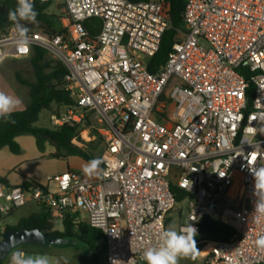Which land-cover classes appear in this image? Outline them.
<instances>
[{
	"label": "built area",
	"instance_id": "obj_1",
	"mask_svg": "<svg viewBox=\"0 0 264 264\" xmlns=\"http://www.w3.org/2000/svg\"><path fill=\"white\" fill-rule=\"evenodd\" d=\"M62 13L51 36L20 43L14 28L0 32V64L32 46L63 63L73 104L50 123L77 126L80 138L93 116L106 174L88 181L67 170L47 178L53 189L0 182V236L4 218L32 201L61 222L85 213L103 234V264H146L141 254L159 245L177 204L173 186L186 206L177 231L191 224L198 235L205 217L234 231L228 241L198 239L201 264H264L249 171L264 167V0H185L182 27L153 73L147 60L169 27L168 0H63ZM91 18L100 20L93 37L83 26Z\"/></svg>",
	"mask_w": 264,
	"mask_h": 264
},
{
	"label": "trees",
	"instance_id": "obj_2",
	"mask_svg": "<svg viewBox=\"0 0 264 264\" xmlns=\"http://www.w3.org/2000/svg\"><path fill=\"white\" fill-rule=\"evenodd\" d=\"M34 4L36 11L39 13L37 16L38 23L21 22L28 28L27 34L38 32L51 36L59 33L61 31L58 21L60 17L48 13L51 1L34 0ZM184 4L185 0H168V18L170 24L162 35L158 51L152 58L147 60V70L151 73L155 72L156 68L165 62L177 30L182 27ZM16 6L17 0H0V32L9 27L14 28L17 32L14 23L8 19V11L15 9ZM62 6L63 4L60 5V7ZM83 26L89 36L93 37L99 31L100 20L97 18L88 19L83 23ZM28 62L32 71L31 80L26 81L18 74H15L16 81L28 89V103L24 109L15 111L12 114L15 123L5 122L0 119V148L6 147L11 153L18 154L20 147L16 143L15 138L20 135H31L35 139L36 147L40 152H43L45 143L54 149V152L50 154L53 158L73 156L79 157L86 162L99 158V156H93L89 151L72 143V139L78 137L77 126L62 125L52 128H37L34 126L41 111L49 110L52 105L71 106L73 99L69 91L61 87L64 76L67 73L61 61L50 58L48 53L42 48L32 46ZM251 91L252 88L249 87L247 90L248 101L251 100ZM78 139L81 141L79 137ZM0 182L8 185L5 177H0ZM21 186L42 188L40 184L34 181H24ZM172 191L175 193V201L177 203L180 202L183 198V193L173 186ZM75 218H79V214L66 215L62 220V231L58 232L53 230L54 219L47 210L42 208L40 213L21 219L16 225L7 226L6 229L37 228L49 233L54 239L75 238L87 246L91 254L92 264H99V258L105 252L102 232L90 227L84 221L75 222ZM167 220L168 217L166 223ZM233 233L234 231L230 227L205 217L200 222L199 232L195 240L228 241Z\"/></svg>",
	"mask_w": 264,
	"mask_h": 264
},
{
	"label": "clouds",
	"instance_id": "obj_3",
	"mask_svg": "<svg viewBox=\"0 0 264 264\" xmlns=\"http://www.w3.org/2000/svg\"><path fill=\"white\" fill-rule=\"evenodd\" d=\"M38 14L35 9L34 0H17L16 8L8 11V19L14 23L20 43L26 42L29 31L26 25L21 22L26 21L36 24L38 23ZM21 103L22 101L18 97L0 92V119L5 122L15 123L12 114ZM102 162L101 158L90 160L83 169L84 173L88 176L106 174L100 168ZM249 171L254 178L253 196L256 197L254 201V213L264 216V167L256 168L249 166ZM196 235L197 229L191 224L181 228L179 231L170 226L160 233L159 245L144 250L139 259L146 262V264H179L180 259H195L199 253L196 246ZM256 244L258 248L264 250V235L257 239ZM10 264H52V262L51 258L46 254H26L18 250L11 254ZM127 264H137V261L129 259Z\"/></svg>",
	"mask_w": 264,
	"mask_h": 264
},
{
	"label": "crops",
	"instance_id": "obj_4",
	"mask_svg": "<svg viewBox=\"0 0 264 264\" xmlns=\"http://www.w3.org/2000/svg\"><path fill=\"white\" fill-rule=\"evenodd\" d=\"M6 88H9V86L6 83H4L2 80H0V92H5L7 94L14 95L21 100L18 93H16L15 91H12V92L8 91L6 90ZM24 108L25 107L17 108L16 111H20ZM87 122L88 123L86 125L81 127V130H82L80 134L81 142L79 143L78 146L89 151L91 154L95 150L96 151L100 150V154H101L103 150L102 143H101V146H98L95 149H92L91 147H88L87 145V143L95 142V139L97 136V127H99V124L97 123L96 119L93 116L89 117L87 119ZM19 139H21V135L15 138L16 143L20 147V152L18 154L11 153L6 147L0 148V177H5L8 181L9 186H13V187L19 186L24 181H34L42 186L48 187V189H50V187H52L53 189L54 186L52 184L46 185L47 178L55 174L63 173L64 171H67V170L80 172L84 176V178H86L88 181H93L97 178L96 175H94L90 179L85 177L83 169L86 163L88 162L84 163V162L79 161V162L72 163L73 161H75V160H72V158L74 157H67L61 161H58L60 162V165L55 170H53L51 173L47 174L43 179L34 177L30 173H28V170H29L28 167L30 163L35 160H41L42 158L45 157L46 155L45 153H47L50 156V154L54 152V149L53 150L49 149L47 152H40L36 147V143L34 142L37 152L34 151L32 157H27L21 152V148L23 146H22V143L19 141ZM22 139L30 141L29 138H22ZM46 146H49V145L46 144ZM100 154L96 156H99ZM41 210L42 208L40 206L36 205L32 201H27L23 206L13 210L7 217L4 218L3 222H5L4 224L5 228L7 226H14L17 224L19 220L27 218L28 216L32 214L40 213ZM79 220L82 221L80 218ZM53 230H55L54 227H53ZM175 230L177 231V228ZM55 231L61 232L62 230H55ZM49 240L51 241L46 240L45 244H36L38 245L39 248L34 251L40 254L48 255L51 258L52 264H92V258H91L90 251L87 250L88 248H85L84 246H81L80 244H78V243H82L79 240H75V238L49 239ZM10 258L11 256H10V251H9L8 254L5 256V258L0 262V264H10ZM100 258L103 264L104 254ZM197 260L198 261L196 264H201V260L199 259L198 255H197Z\"/></svg>",
	"mask_w": 264,
	"mask_h": 264
},
{
	"label": "rangeland",
	"instance_id": "obj_5",
	"mask_svg": "<svg viewBox=\"0 0 264 264\" xmlns=\"http://www.w3.org/2000/svg\"><path fill=\"white\" fill-rule=\"evenodd\" d=\"M50 1H51V5L48 8V13L60 17L58 19V21L60 24V29H62L64 26V23H63L64 14L62 13L63 6L60 7V5L63 4V0H50ZM48 56L50 58L54 59L49 54H48ZM141 59L145 60L144 58H141ZM15 74H18L22 79H24L26 81L31 80L32 71H31V68H30V65L28 62V57L18 58V59H6L0 64V80H2L4 83H6L9 86V88H6V90L11 91V92L15 91L16 93H18V95L20 96L21 101H22L21 105L18 108H21V107H25V105L28 103V89H27V87L19 84L16 81ZM160 103H161V100L158 103L159 107L161 105ZM167 109H168V106H167V104H165L164 108L162 110L165 112ZM64 111H65V108L63 106L52 105L49 110H43L39 113L38 119L35 122L34 126L37 128H52L53 126L51 125L50 120H49L50 115L51 114H61ZM87 123L88 122L86 120V123H84V125H86ZM91 133H92V131H91ZM82 135H84V134H82ZM22 138H29L30 141L22 139ZM19 141L22 143V146H23L21 148V152L24 155H26L27 157H32L33 152L36 151L34 138L31 135H21V139H19ZM101 143H102L101 140H99L98 137L96 136L95 142L94 143H87V145H88V147L95 149L98 146H101ZM49 149L53 150V148L46 146V143H45L43 152H47ZM45 154H46L45 157L42 158L44 160H42V159L41 160H35V161H32L30 163V165L28 167L29 168L28 173H30L32 176L43 179L47 174L51 173L53 170H55L60 165V162H58V161H61L64 159V158H53V157L49 156L47 153H45ZM98 154H100V150L99 151L95 150L94 152H92L93 156H96ZM70 157H73V156H70ZM72 160H75L72 163L79 162V161L86 163V161H84L83 159H81L79 157H74V158H72ZM80 165H81V163H80ZM78 173H80V172H78ZM84 175L88 179H90L91 177L94 176V175L88 176L85 173H84ZM83 178H84V176H83ZM84 179L87 180L86 178H84ZM50 189H52V187H50ZM185 214H186L185 203H183V202L177 203L175 206V209L168 216V220H167L168 228L171 226L172 228L176 229L179 222L184 221ZM79 218L82 221H84L86 219V214L85 213H79ZM2 224L4 225L5 222H2ZM53 227L55 230H62L61 221L60 220H54L53 221ZM75 240H77V239H75ZM48 241H51V240L48 239ZM78 244L87 248V246H85L82 243H78ZM197 247H198L197 249L199 250V248L201 246L197 245ZM38 248H39L38 245H36L34 243L22 244V245L15 247V249L13 248L12 250H10V256L15 250L16 251L22 250L26 254H36L37 252H35L34 250H37ZM197 261L198 260H197V256H196L195 259H191V258L180 259L179 263L180 264H194V263L196 264ZM98 262H99V264H102L101 258H99Z\"/></svg>",
	"mask_w": 264,
	"mask_h": 264
},
{
	"label": "water",
	"instance_id": "obj_6",
	"mask_svg": "<svg viewBox=\"0 0 264 264\" xmlns=\"http://www.w3.org/2000/svg\"><path fill=\"white\" fill-rule=\"evenodd\" d=\"M54 239L49 233L40 229H14L9 228L0 236V261H2L10 250L26 244H45L46 240Z\"/></svg>",
	"mask_w": 264,
	"mask_h": 264
}]
</instances>
